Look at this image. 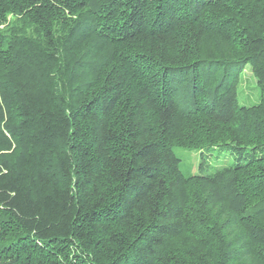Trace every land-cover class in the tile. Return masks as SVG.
<instances>
[{
    "label": "trees",
    "instance_id": "16d2710c",
    "mask_svg": "<svg viewBox=\"0 0 264 264\" xmlns=\"http://www.w3.org/2000/svg\"><path fill=\"white\" fill-rule=\"evenodd\" d=\"M0 264H264V0H0Z\"/></svg>",
    "mask_w": 264,
    "mask_h": 264
},
{
    "label": "rangeland",
    "instance_id": "374dc122",
    "mask_svg": "<svg viewBox=\"0 0 264 264\" xmlns=\"http://www.w3.org/2000/svg\"><path fill=\"white\" fill-rule=\"evenodd\" d=\"M238 97L242 105H253L260 102V87L250 63L241 72ZM173 150L180 158V168L185 175L210 174L219 167L233 164L237 159L234 153L217 146L204 149L175 146Z\"/></svg>",
    "mask_w": 264,
    "mask_h": 264
}]
</instances>
